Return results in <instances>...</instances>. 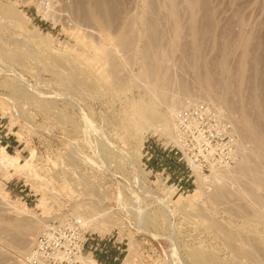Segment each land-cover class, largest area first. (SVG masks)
Here are the masks:
<instances>
[{
  "label": "rangeland",
  "instance_id": "obj_1",
  "mask_svg": "<svg viewBox=\"0 0 264 264\" xmlns=\"http://www.w3.org/2000/svg\"><path fill=\"white\" fill-rule=\"evenodd\" d=\"M201 101L239 157L181 188L157 148ZM0 141L25 163L0 165L25 209L0 200V264L59 214L112 238L115 264H264V0H0Z\"/></svg>",
  "mask_w": 264,
  "mask_h": 264
},
{
  "label": "built area",
  "instance_id": "obj_2",
  "mask_svg": "<svg viewBox=\"0 0 264 264\" xmlns=\"http://www.w3.org/2000/svg\"><path fill=\"white\" fill-rule=\"evenodd\" d=\"M173 129V140L168 146L157 148V153L160 159H170L186 170L181 175V188L193 182L191 166L204 174L238 160L241 145L238 130L228 116L207 102L187 103L176 110ZM92 235L82 217L52 216L32 241L23 264H80L85 249L91 258L99 252L103 262L115 264L118 258L111 252L118 249L112 238Z\"/></svg>",
  "mask_w": 264,
  "mask_h": 264
},
{
  "label": "bare ground",
  "instance_id": "obj_3",
  "mask_svg": "<svg viewBox=\"0 0 264 264\" xmlns=\"http://www.w3.org/2000/svg\"><path fill=\"white\" fill-rule=\"evenodd\" d=\"M20 77V75L18 76V78ZM22 79V78H20ZM23 80V79H22ZM23 82V81H21ZM209 104V103H208ZM168 114L170 115L171 114V110L168 111ZM169 115L167 117H164V122L166 124V126L169 125L170 123V118H169ZM173 117V116H172ZM85 121V120H84ZM172 122V121H171ZM87 123V122H86ZM171 128V127H170ZM173 128V126H172ZM171 128V129H172ZM169 129V128H168ZM168 131V130H167ZM173 130H171L169 133L171 135V132ZM173 134H174V131H173ZM250 135L255 138V139H258L256 134L254 132H251ZM173 137V136H172ZM173 140V139H172ZM32 155V154H31ZM19 160L16 158V157H6L4 155V149L1 148L0 149V165H2L3 167H10L11 169H13L15 172H17V170L21 167H23L25 165V163L20 166L19 165ZM191 169H192V172H193V175L195 174L196 178H195V181L193 182L192 184V187L191 188H202L203 187V184L207 181V177L208 176H204L202 177L201 174H199V172L195 169V167L191 166ZM213 169V168H211ZM210 169V170H211ZM19 172V171H18ZM207 183V182H206ZM191 190V189H190ZM176 194V193H175ZM0 200H2L4 202V204L6 205V209L7 207L15 212H19V213H24L25 212V209L23 208V206L21 205H18V204H15L14 202H11L8 195L3 191V189L0 187ZM2 202V203H3ZM3 204V205H4ZM3 207V206H2ZM27 213V212H26ZM83 218V217H82ZM84 220V218H83ZM85 222V220H84ZM86 225H87V222H85ZM89 223V222H88ZM88 226V225H87ZM0 232L2 233V226L0 225ZM13 231H16V230H13ZM13 234V233H12ZM11 235V234H10ZM14 235V234H13ZM12 239L14 241H19L20 243L24 244V247H28V245L30 244V241L32 243L33 239L32 238H28L26 237V233L23 232V231H17V233L15 234V237H12ZM31 245V244H30ZM27 252V249H25L24 252H21L19 254H16V252H11L12 254V257L10 255V259L9 261H11V263H15V264H22L21 262H19L16 258H19L21 257L23 259V255L24 253ZM26 254V253H25ZM27 255V254H26ZM3 256V255H1ZM13 260V262H12ZM17 260V261H16ZM10 263V264H11ZM80 264H97V262L92 259L89 255H87L85 258H83V256L80 258Z\"/></svg>",
  "mask_w": 264,
  "mask_h": 264
}]
</instances>
